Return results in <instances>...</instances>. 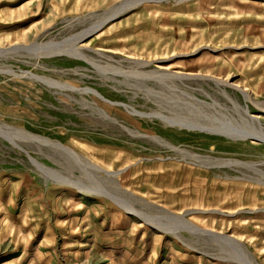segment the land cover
Here are the masks:
<instances>
[{
    "label": "rangeland",
    "instance_id": "374dc122",
    "mask_svg": "<svg viewBox=\"0 0 264 264\" xmlns=\"http://www.w3.org/2000/svg\"><path fill=\"white\" fill-rule=\"evenodd\" d=\"M261 133L264 0H0V264H264Z\"/></svg>",
    "mask_w": 264,
    "mask_h": 264
},
{
    "label": "bare ground",
    "instance_id": "6f19581e",
    "mask_svg": "<svg viewBox=\"0 0 264 264\" xmlns=\"http://www.w3.org/2000/svg\"><path fill=\"white\" fill-rule=\"evenodd\" d=\"M127 2V1H126ZM116 10V9H115ZM148 76V75H147ZM18 131V130H17ZM227 137H230V138H233V139H243L244 138V136H241V135H231V134H228V133H224ZM257 136V138L259 139V140H261V141H264V133H261L260 135H256ZM27 137H29V138H31L32 140H36V141H38V142H44V143H46V144H55V143H52V142H50V141H47V140H45V139H43V138H41V137H37V136H27ZM158 140V139H157ZM62 149L63 150H65L66 152H68L69 154H71L73 157H77L78 155H77V153L76 152H74L72 149H70V148H68V147H65V146H62ZM85 160V159H84ZM32 161H33V163L35 164V166L36 167H38V168H40V169H43V170H45V167H43L42 165H40V164H38L34 159H32ZM230 162V161H229ZM233 162V161H232ZM236 162H238V161H236ZM87 163H88V165H90V166H93L94 168H96L97 170H102L103 171V169L99 166V165H97V164H95V163H93V162H91V161H88L87 160ZM223 165H229V163H227V162H223L222 163ZM240 164H241V162H240ZM188 226H190V227H192L193 228V230H200V231H204V229H202L201 230V228L200 227H198V226H195V224H193V223H188ZM205 232V231H204ZM208 232H211V231H208ZM211 233H213V232H211ZM229 239V238H228ZM231 244L233 245V246H235L234 245V243L231 241ZM237 246V245H236ZM241 254H242V251H241Z\"/></svg>",
    "mask_w": 264,
    "mask_h": 264
}]
</instances>
